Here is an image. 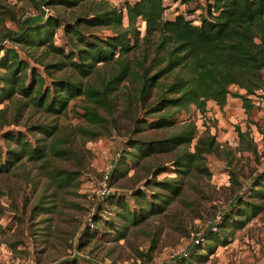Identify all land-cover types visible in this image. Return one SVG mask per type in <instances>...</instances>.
<instances>
[{
  "label": "rangeland",
  "instance_id": "rangeland-1",
  "mask_svg": "<svg viewBox=\"0 0 264 264\" xmlns=\"http://www.w3.org/2000/svg\"><path fill=\"white\" fill-rule=\"evenodd\" d=\"M109 1L117 4L121 0ZM91 6L90 1L75 7L55 5L51 6V12L62 22H73ZM28 8H37L33 0H0V38L18 30L26 21ZM173 9L174 5L168 8L166 16L173 15ZM81 28L82 32L92 31L101 36L112 32L106 26L81 24ZM69 36L70 39L59 27L56 42H66V50L71 49L72 43L76 47L81 45L76 37L70 33ZM17 48L22 58L39 69L47 83L50 78H62L83 87L102 88L118 68L117 60L112 59L97 63L86 76L69 65L61 69L52 67L46 72L44 63H54L62 57L44 47L30 51L24 46ZM153 55L152 47L139 41L122 56L133 71L118 83L116 89L109 91V105H98L81 95L69 101L65 113L54 114L31 103L25 106L27 98L19 94L0 103V141L6 129L31 130L30 135L42 139V133L33 126L57 123L62 126L58 145L70 150L65 156L49 154L44 160L24 158L9 170L0 172V264H70L67 260L73 257L79 264H167L179 247L190 246V230L203 229L207 217L229 209L238 195H249V192L243 193L242 187L264 169V91L255 95L254 107L249 112L241 99L231 94L232 98L224 107L213 100L205 101L204 111L190 104L176 113L177 125L152 127L148 117L144 120V113L154 106L160 86L150 87L144 102L139 98L137 88L143 68L137 60L146 58L143 64L148 65ZM262 74L264 76V69ZM172 75L173 72L168 73L161 81H169ZM230 91L241 92L243 89L233 84ZM86 105L94 106L104 121L86 120L81 114ZM175 109L171 106L168 111ZM188 121L195 124L197 134L208 131L216 137L215 152L205 153L202 160L210 173L195 169L187 173L176 170L175 167H181L174 164L177 151L145 156L137 163L135 159L134 163L128 160L129 164L116 172L111 185L116 193L129 197L136 187H145L146 179L153 177L155 171H161L156 175L157 179L176 178L181 192L165 203L162 212L150 214L138 224H132L123 214L108 216L112 221V226H104L108 233L103 234L99 229L96 236L85 241L83 228L101 201L106 207L123 213L122 208L99 199L97 182L105 165L119 154L127 139H130V145L131 139L135 138H162ZM237 126L246 133L243 138L237 133ZM193 143L183 148L193 150ZM127 147L131 151L128 156L132 157L135 149ZM55 170L77 177L58 185L51 177ZM152 188L168 194L159 186ZM250 199L264 201L258 197ZM100 213L105 216L107 211L101 209ZM79 240L85 242L78 245ZM188 263L186 260L183 264ZM196 264H264V210L243 228L235 230L227 244H219L214 252Z\"/></svg>",
  "mask_w": 264,
  "mask_h": 264
},
{
  "label": "trees",
  "instance_id": "trees-1",
  "mask_svg": "<svg viewBox=\"0 0 264 264\" xmlns=\"http://www.w3.org/2000/svg\"><path fill=\"white\" fill-rule=\"evenodd\" d=\"M33 1L37 5L38 1ZM83 1H90L92 6L89 11L76 16L73 22H62L55 14L30 17L18 30L0 38V69L4 70L0 72V103L19 94L27 98L25 106L31 103L54 114L65 113L69 101L81 95L98 105H109V91L116 89L118 83L133 71L122 56L135 48L139 41L154 51L148 65L143 64L146 58L137 60L143 68L137 88L139 98L144 102L149 88L160 86L154 106L144 113V120L148 117V124L152 127L177 125L176 113L190 104L204 111L205 101L213 100L224 107L231 94L239 97L249 112L254 107L251 96L258 89L264 91V0H121L117 4L109 0H46L45 3L75 7ZM173 5V15L166 16V10ZM187 14L192 16L188 18ZM81 24L106 26L112 32L105 36L92 31L82 32ZM59 27L69 39V33L76 37L81 45L76 47L72 43L71 49L66 50V42L57 43L55 37ZM4 38H8L9 43H2ZM17 46H24L29 51L44 47L61 56L57 62L42 63L46 72H50L52 67L61 69L69 65L86 76L97 63L112 59L117 60L118 68L102 88L92 85L83 87L80 83L62 78H50L47 83L39 69L21 57ZM152 69L155 71L149 73ZM171 72L173 75L169 81H161ZM233 84L243 91L231 93L230 85ZM171 106L177 109L168 111ZM160 109V113H152ZM81 114L88 121H104V117L91 105L84 106ZM33 127L42 133V139L30 135L31 130L6 129L2 132L0 172L9 170L24 158L44 160L49 154L65 156L70 151L58 145L62 126L40 123ZM236 129L243 138L246 133L239 126ZM128 142L130 139L122 146L114 163L109 185L113 184L116 172L129 164L128 160L133 163L136 160L137 163L139 158L168 151H177L174 164L181 167H175L176 170L187 173L195 169L209 174L202 160L205 153L215 152L217 146L215 135L208 131L197 134L192 121L182 123L178 130L162 138H135L131 139L130 145ZM191 143L193 150L183 148ZM127 146L135 149L132 157L128 156L131 151ZM160 172L155 171L153 177L146 179L145 187H136L129 197L115 191L107 195L104 199L114 207L122 208L123 213L106 207L101 201L91 216L92 223L83 228L84 240L96 236L99 229L103 234L108 233L104 229L105 224L112 226L108 216L123 214L132 224H138L150 214L162 212L165 203L178 195L182 187L174 177L157 179L156 175ZM51 177L62 185L77 176L55 170ZM152 185L167 190L168 194L157 192ZM242 188L243 193L249 192V195H238L234 204L223 211L218 230L207 232L204 241L189 247L186 256H177L167 264H183L186 260L188 264H196L204 260L219 244H227L235 230L243 228L264 210V201L250 199H264V169ZM162 194L166 195L161 198ZM101 209L107 211L105 216L100 213ZM85 241L79 240L78 245ZM67 261L79 264L76 257Z\"/></svg>",
  "mask_w": 264,
  "mask_h": 264
},
{
  "label": "built area",
  "instance_id": "built-area-1",
  "mask_svg": "<svg viewBox=\"0 0 264 264\" xmlns=\"http://www.w3.org/2000/svg\"><path fill=\"white\" fill-rule=\"evenodd\" d=\"M37 8H28L25 11V18H30V17H48L51 12V6L47 3H45L46 0H37ZM188 18H190L192 15L187 14L186 15ZM2 43H9L8 38H4L2 40ZM263 93L262 89H258L251 97L253 98L257 94ZM118 155H115L114 159L112 162L108 163L104 167L103 174L101 175V178L98 180V187H97V193L99 199H104L107 195L113 193L114 190L111 189V185H109V177L111 175L114 163L117 159ZM94 211H92L93 214ZM91 214V216H92ZM223 212L221 210L217 211L214 213L212 216L207 217L204 221V228L203 229H192L189 231V238H190V246L196 245L204 241L205 239V234L209 231H217L218 230V223L222 218ZM92 223V218L90 217L89 223ZM189 247H179L172 255L173 258L177 256H186L189 252ZM157 264V263H154Z\"/></svg>",
  "mask_w": 264,
  "mask_h": 264
},
{
  "label": "crops",
  "instance_id": "crops-1",
  "mask_svg": "<svg viewBox=\"0 0 264 264\" xmlns=\"http://www.w3.org/2000/svg\"><path fill=\"white\" fill-rule=\"evenodd\" d=\"M241 92H242V91H241ZM231 98H232L231 96H228V99H227L226 104L228 103L229 99H231ZM226 104H225V105H226ZM225 105H224V106H225Z\"/></svg>",
  "mask_w": 264,
  "mask_h": 264
}]
</instances>
